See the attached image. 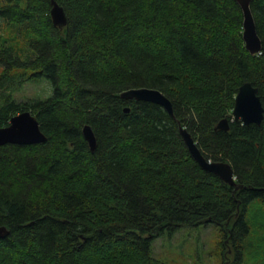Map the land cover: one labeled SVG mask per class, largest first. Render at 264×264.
<instances>
[{
    "label": "trees",
    "instance_id": "trees-1",
    "mask_svg": "<svg viewBox=\"0 0 264 264\" xmlns=\"http://www.w3.org/2000/svg\"><path fill=\"white\" fill-rule=\"evenodd\" d=\"M56 2L63 28L51 0H0V128L30 111L46 136L0 145V264H160L155 239L209 223L219 264H264V116L232 118L244 83L264 107V0L250 4L254 55L235 0ZM39 82L49 94L16 99ZM140 87L164 94L173 115L120 97ZM225 118L229 130L217 129ZM180 126L206 160L231 164L240 188L192 158Z\"/></svg>",
    "mask_w": 264,
    "mask_h": 264
},
{
    "label": "water",
    "instance_id": "water-1",
    "mask_svg": "<svg viewBox=\"0 0 264 264\" xmlns=\"http://www.w3.org/2000/svg\"><path fill=\"white\" fill-rule=\"evenodd\" d=\"M240 6L243 14V40L246 49L250 54H257L261 50V41L256 32L255 22L251 13L250 4L252 0H235ZM52 8L50 15L55 26L63 28L67 24V18L63 8L58 5L56 0H51ZM257 89L250 83H244L240 86L235 97L234 108L232 110V118L235 121H241L245 125H259L264 116V107L260 97L257 94ZM120 97L125 100L147 101L163 107L170 115H173L171 101L162 94L159 90L140 87L131 88L123 91ZM129 109L126 108L125 111ZM220 130H229L228 120L222 119L216 126ZM180 135L188 148L192 158L206 171H209L230 186L238 189L234 178L232 166L226 161L210 162L202 155L196 142L185 127L180 126ZM83 137L87 141L91 151H94L96 146V138L89 125H85L82 129ZM46 136L42 133L39 123L35 116L30 111H23L11 117L8 126L0 128V145L18 144L29 145L44 142ZM9 230L1 226L0 238L7 236Z\"/></svg>",
    "mask_w": 264,
    "mask_h": 264
},
{
    "label": "rangeland",
    "instance_id": "rangeland-1",
    "mask_svg": "<svg viewBox=\"0 0 264 264\" xmlns=\"http://www.w3.org/2000/svg\"><path fill=\"white\" fill-rule=\"evenodd\" d=\"M40 83V84H39ZM25 85L15 97L19 102L28 101L32 95L50 93L44 82ZM220 231L214 224L182 227L174 234H165L152 243L151 256L160 264H219L220 256L215 251Z\"/></svg>",
    "mask_w": 264,
    "mask_h": 264
},
{
    "label": "bare ground",
    "instance_id": "bare-ground-1",
    "mask_svg": "<svg viewBox=\"0 0 264 264\" xmlns=\"http://www.w3.org/2000/svg\"><path fill=\"white\" fill-rule=\"evenodd\" d=\"M244 41V40H243ZM245 44V43H244ZM180 124V123H179ZM211 162V161H210ZM259 202V201H258ZM257 203V202H256ZM259 203H261V202H259ZM261 208H263L262 206H261ZM249 220V219H248ZM245 249V248H244Z\"/></svg>",
    "mask_w": 264,
    "mask_h": 264
}]
</instances>
